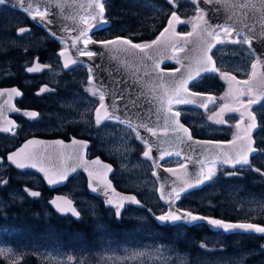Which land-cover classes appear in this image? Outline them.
I'll use <instances>...</instances> for the list:
<instances>
[{
  "label": "water",
  "instance_id": "1",
  "mask_svg": "<svg viewBox=\"0 0 264 264\" xmlns=\"http://www.w3.org/2000/svg\"><path fill=\"white\" fill-rule=\"evenodd\" d=\"M6 2L15 7L29 10L32 23L43 28L50 36L65 40L64 46L58 51L59 60L64 69H69L75 64H84L87 66L89 75L90 72L92 74V80L90 82L88 76V82L100 91V97L103 95L105 98L104 107L101 108L99 97V102L94 109L95 121L97 116L96 109L101 108V116L107 112L108 118L116 119L126 125H131L136 135L139 133L140 136L145 138L147 143L141 140L145 144L143 153L150 149V157L146 158L150 161L152 175L157 182V196L160 202L165 205V211L163 213L170 210H179L178 214L189 211L178 206L179 199L174 200V202L170 204V200L174 198L173 190L179 191L180 188L184 187L185 181L194 183V177L199 172L201 163H209L210 158H218L221 154L236 156L241 142L236 141L235 144L223 143L220 145L194 143V141L208 140L226 142L232 140L233 137L228 140H221L195 136L189 125L181 119V115L177 119H179V122L183 124L184 127L189 129L192 140H188L187 136L182 131L179 133L173 132L171 125L174 124L175 121L169 119L171 114L168 112V108L169 106L172 107L174 99L176 98L175 86L181 80L187 79L190 74L193 75L195 78L189 80L187 85L188 92L201 93L202 95L192 97L195 103L188 104L200 108L201 110H205L208 107V104L212 100H209L208 97L213 98V93L193 90L190 85L197 77L211 73L203 72L196 76V73L199 71L200 61L204 58V53L207 50V44L209 42L213 45L208 52L213 58V63L209 65V67H215L212 50L218 43L215 40L216 26L232 28L233 33L230 37H234L236 33H240L246 38H251L252 44L247 45L249 49L255 53L253 62L256 61L258 57L264 58V0H193V3L199 8L200 13L197 15L196 20L193 21L188 31H180L182 19L177 11H173L176 13V17L180 22L177 23L173 18V12H171L158 34L150 42L144 44L151 45L150 47L141 51L127 44H116L106 48L99 43H92L87 46V50L99 53V55L91 58L79 54L80 50H84L85 48L83 40L89 37L94 41L113 40L116 37H122L130 40L132 44L138 43L124 36H115L107 39L92 38L90 36L91 33L109 25V20L105 17L104 19L107 23L102 25L101 28L91 31L86 30V26L83 22L84 17L89 16L90 18L91 15L98 11L94 8L92 0H6ZM38 7H43L41 12L46 13V18L43 21H41L38 16L35 20L32 19V15L37 13L36 9ZM201 13L204 14L205 20L209 21L210 26L207 30H205L204 24L198 18ZM169 20H173L171 26L169 25ZM194 24L199 25V27L194 29ZM21 28L26 29L24 33L30 30L29 25L20 26L16 29V33L19 35L24 34L19 32ZM165 29H168V31H165ZM207 31H212L213 36H209ZM83 32H87V34L81 35ZM162 32L164 33L163 36H161ZM184 33H192V35H178ZM157 37H160V40L153 45L152 41L157 40ZM73 42H75V47L73 46ZM62 52L64 53L63 55H61ZM69 60L76 61V63L69 64L66 68L65 64ZM171 60L176 61L177 65L174 67L165 66ZM36 64L41 66L39 72L30 73L27 71L28 68ZM50 66L48 62L41 61L36 57L31 64L25 67V71L30 74L41 73L49 69ZM176 69H179V71H174ZM251 73L252 67L246 78L234 81L231 94L232 99L224 103L239 110L224 113L223 117L228 113H236L240 116L237 121H240L242 113L245 115V119L241 121L239 129L237 128V121L235 122V134L243 135V129L246 127L247 123H249L242 103L235 104V100L241 92L239 84L244 85L247 88V92L248 89L251 88V97L248 94L249 98L262 95L260 74L264 73V64L258 65L256 69L257 76L250 85L240 83L242 81H248ZM45 87L46 85L44 83L41 84L36 94H41V89H45ZM13 88L17 89L21 95L16 96L12 94L11 100L9 101V93ZM22 95L23 91L17 85L0 86L1 132L8 133L12 128L18 125L11 114L20 113L28 117L25 115L27 112L38 113L34 108H20L16 105V100ZM184 97H187V93L184 94ZM249 98L243 103H247ZM223 105H221V108ZM172 110L173 112L178 111L173 107ZM117 117H119V119H117ZM108 118L103 119L101 123ZM148 128H152L156 132V135L153 136L149 133L147 130ZM4 129H9V131H4ZM166 129L167 132L165 131ZM256 130L257 129L252 132L253 147L256 151L249 154V161L250 157L257 152L254 137ZM74 140L86 142V146L74 144ZM29 141H33L34 143L29 144ZM60 141H62V143H59ZM89 145V139L73 135L70 136L69 139H64L59 136H30L24 139L18 146L9 150L6 153V159L18 170L34 171L49 189H56L64 185L76 172L83 173L87 192L98 198L105 208L111 209L117 220L122 217L127 205L142 207L144 202L135 192L121 190L116 187L112 178L115 171V165L112 161L99 154L92 156L87 154ZM28 153L35 155L36 160L34 162L36 163V167L32 168L28 166L23 169L17 167V163H27L24 157ZM177 153H179L178 156L183 160L181 163L176 165H165L163 163L167 158L177 155ZM10 157H12V159H9ZM1 160L2 158L0 157V161ZM13 161H16V163ZM181 164L187 165V168L181 169L179 167ZM225 166L233 167L231 165ZM67 167L75 168V171L70 172L63 182L56 184H49L47 182L48 178L55 179L57 173L63 171ZM41 168L45 171H40ZM169 168L174 171L168 172L167 169ZM251 169L264 181L263 168L252 165ZM256 169H259V171H256ZM45 172L48 174L47 177ZM90 172L92 173V177L89 176ZM90 181L92 187H89ZM203 184L188 188L180 193V195L189 190L200 188ZM31 192L33 191H29L30 195ZM129 197H135V201L138 203L127 199ZM65 199L71 200L72 207L81 215V211L77 207L75 200L63 192H54L51 197L48 198V204L55 213L59 215H70L77 219V217L71 213L61 214L58 212L56 205L60 204L64 206ZM109 200L112 201L111 204L108 203ZM53 201H56V204H54ZM121 202H123V208L121 210V216L118 219L115 214V208ZM163 213L152 214V216L156 217ZM193 213L200 216L222 219L225 222L253 223L242 220H228L197 212ZM200 222L205 223L209 227L206 222ZM210 229L213 230L212 228ZM236 232L240 231L238 230Z\"/></svg>",
  "mask_w": 264,
  "mask_h": 264
},
{
  "label": "rangeland",
  "instance_id": "2",
  "mask_svg": "<svg viewBox=\"0 0 264 264\" xmlns=\"http://www.w3.org/2000/svg\"><path fill=\"white\" fill-rule=\"evenodd\" d=\"M130 2L131 4L127 11H131L130 9L137 10L131 11L130 13H138L139 11L144 15V20L148 23L150 22L149 24L152 27L163 19L165 22L172 11H177L185 24V27L180 28L182 32H186L190 29L191 24L200 13L199 8L194 5L193 0H170V2L173 3V7L160 5L153 0H130ZM191 3L193 8H190ZM4 16L5 18H2L4 21L0 24L1 30L8 29L9 27L16 30L19 25H23L21 14H5ZM107 17L110 19L109 16ZM137 17H140V15ZM85 18H89V16H85L84 19ZM131 24L132 23L119 22L111 28L107 27L92 34V37L105 39L115 36H124L131 38L129 36ZM220 35L223 42H219L212 51L218 71L207 74L216 78L220 85L216 89H213L206 80L208 78L207 76V78H203L204 76L196 78L190 85L193 90L213 93V100L205 110H201L190 104L176 105L173 103L172 107L181 113V119L192 127L193 131H191L195 136L199 135V137L228 140L236 133L235 122L240 116L236 113H231L223 117L226 123L217 124L215 112L220 104L226 101L229 102L230 99H232L229 87L233 83L232 77H235L237 80L246 78L255 55L247 44L243 43L246 39L243 35L236 34L234 38H230L227 33L223 32H220ZM48 36L49 35L44 30L42 33H36L31 29L29 32L22 35L17 34V37L7 38L0 36V42L5 41L7 44L19 43L23 45L24 51L29 48L33 51L36 49V44L45 41ZM232 41L240 42L234 43ZM51 61L55 63V68L53 67L45 75H39L34 80L38 85L42 80H45L48 85L45 94L36 101L45 104L56 101L59 109L55 112H47V117H43L41 121L48 124L40 125L38 129L44 132H58L65 130L66 125L71 124L75 126L74 128L79 135L92 137L94 146L92 151H89V155L97 154V151L100 150L105 156L115 162L117 166L115 178L120 186L117 187L125 191H130L126 190L130 188L131 191L133 190L132 192L136 194L139 193V195H141L140 198H143L147 203L148 214L163 213L165 211V205L160 202L157 196V182L152 175L150 161L143 155L144 142L142 143L140 139L137 138L135 131L129 125L119 122L118 120L107 119L99 125L96 123L94 109L99 102L100 91L88 82L89 71L86 65L76 64L69 69V79L73 80L75 88L68 89L66 83L61 84L64 70L61 67L58 55L55 54ZM170 63L172 64L171 67L177 65L174 60H171ZM221 73H229V76L222 77ZM57 85H61V88L65 90L66 94L62 96L54 94L53 90L57 89ZM239 88L240 91H243L245 94L239 95L235 100V104H240L249 98L247 88L242 84H239ZM253 111L257 114L258 121V128L254 134L257 152L251 156L248 164L256 165L264 169V101H261L258 105H254ZM135 141H139L142 144V150L139 149L138 151V146ZM12 145L13 143L11 140H7L5 143V146ZM181 162V158L178 155H174L167 158L163 163L165 165H176ZM247 165L241 167L249 168ZM225 168L233 167H226L224 164H219L217 170ZM6 169L5 165L0 167V188H3L4 183L9 181L5 175ZM14 177L22 182L20 184V189L15 192L19 200L30 198L26 194L28 189H40L43 185L41 178L34 171H29L20 175L16 174ZM255 177V182H264L257 174H255ZM210 182L211 181H208V183ZM242 188L243 187L239 184L226 188V193L230 194L232 197L231 200L229 199V205L237 209L235 220H240L242 218L264 220V193L256 191H246V193H242ZM85 189V178L82 173H79L73 177L61 191L76 201V205L81 212L85 211L93 214L98 206L96 202L97 199L89 193L88 195L85 194ZM211 191L215 192L213 185H209L208 188L193 195L183 193L180 195L178 206L191 212H197L196 207L192 205L188 199L195 198L202 200L205 197L203 195L211 194ZM40 196L41 195L37 197ZM200 196L203 197L199 198ZM2 202L0 197V204H2ZM208 203H210V201ZM197 213L205 214L202 212ZM124 214L135 216L140 222V227L129 231L128 236L122 241H116L115 238L104 234L101 244L93 250H57L42 244H34L24 247L25 250L22 249V251L19 250V252L9 244L0 243V252L5 254L10 261H14L20 258L26 249L33 250L49 264H103L105 262L113 264L120 262L127 264H166L172 260L174 256L178 259L177 262L179 264H187L191 261L187 255H178L173 248L153 238L150 239L149 233L147 234L148 229L145 223L147 214L143 215L132 210L127 213L124 212ZM141 217H143V219H140ZM212 237L210 236L209 239L216 242L218 237H216V239ZM205 246L208 248L207 244H205ZM262 250H264V240L261 241V245L253 252L259 253ZM248 253L250 252L245 253L244 251L239 253L238 258H236L237 261H240L241 264H245L244 257ZM227 262L228 259L213 257L209 255L208 252L192 260V264H226ZM253 264H264V256Z\"/></svg>",
  "mask_w": 264,
  "mask_h": 264
},
{
  "label": "trees",
  "instance_id": "3",
  "mask_svg": "<svg viewBox=\"0 0 264 264\" xmlns=\"http://www.w3.org/2000/svg\"><path fill=\"white\" fill-rule=\"evenodd\" d=\"M153 1L164 6L173 5L169 0ZM130 4V0H107L106 14L110 18L109 27L111 28L119 22L132 23L129 29V36L131 39L140 44L148 43L163 27L165 24L164 19L152 27L149 24L150 22L148 23L144 20V15L139 11V14L130 13L131 11H137L135 9L127 11ZM190 8H193L192 3ZM138 15H140V17H137ZM21 17L24 23L32 26L33 31L36 33L43 32L42 28L31 24L25 14L22 13ZM181 27H185V24L182 23ZM0 36L7 38L17 37V34L12 27L5 30H1L0 28ZM58 48L59 43L57 40L50 38H46L43 42H38L36 44V49L33 51L29 48L27 51L25 50L26 52L22 44H7V42L1 41L0 84L7 85L17 83L21 85L20 81L24 75V67L31 61L33 55L36 54L41 60H45L46 57L53 56ZM166 66H172V64L167 63ZM206 76L203 78H207L206 80L210 83L212 88H217L219 86V82L216 78L209 75ZM65 81L67 87L73 85L69 82L68 78H66ZM27 91H30L29 87ZM36 98L38 97L35 96V99ZM34 101L35 100H33V103ZM34 104L33 106L35 107L40 106V103ZM135 142L138 146V151L139 149L142 150V144L139 141ZM97 152L104 158H109L104 156L103 152L100 150ZM110 160L115 165L114 177L112 176V178L117 187L119 186L115 178L117 166L112 159ZM229 173H235V175H229ZM255 178V173L250 168L233 167L217 170L216 176L213 177L210 183L207 182L198 189L189 190L186 194L193 195L199 193L203 189L208 188L209 185H213L215 192L211 191V194L203 195L205 197L202 200L195 198L187 199L196 207L197 212L235 220L237 209L229 205V199L231 200L232 197L230 194L226 193V188L239 184L243 187L241 191L264 193V182H255ZM15 182L16 181L11 179L7 181L5 186L1 189L2 195L6 198L0 207V242L11 245L15 250L22 251L24 247L34 244H42L57 250L77 248L93 250L101 244L104 234L115 238L116 241H122L128 236L129 231L140 227V222L135 216H128L123 213L122 217L117 220L113 212L105 208L98 198H96L98 206L93 214L91 212L87 213L82 211L80 217L77 219L70 215H59L52 210L47 202L50 190L45 186V193L41 194L40 197H30L26 200L8 198L6 196L8 193V185H12L11 187L16 190L20 187V183ZM126 190L131 191L130 188ZM84 192L88 195L86 189ZM137 194L138 197H141L139 193ZM140 199L144 201L142 207L128 205L124 212L127 213L132 210L143 215L147 214L145 223L148 229L147 234L149 233L150 239L153 238L173 248L178 255H187L191 260L187 264H192L194 258L205 252H208L209 255L213 257L228 259L226 264H241L236 258H238L239 253L244 251L245 253L250 252L244 257L245 264H253L258 261L253 259L255 256L251 254L253 251H251L250 248L253 247L254 244H259L262 241L261 239H254L252 235L248 234H245V237L242 239V235H239L240 232L224 233L222 231H214L203 222H199L195 226H186L183 223L162 226L154 219L152 214H148L147 203L143 198ZM209 201L210 203H208ZM210 236H213V239L218 237V239L216 242H213L211 241L212 239H209ZM205 244H207L208 248H206ZM177 260L178 259L174 256V258L166 264H179ZM0 264L49 263L39 257L35 251L26 249L21 257L14 261H10L8 257L0 252ZM103 264L113 263L105 262ZM116 264L127 263L120 262Z\"/></svg>",
  "mask_w": 264,
  "mask_h": 264
},
{
  "label": "snow or ice",
  "instance_id": "4",
  "mask_svg": "<svg viewBox=\"0 0 264 264\" xmlns=\"http://www.w3.org/2000/svg\"><path fill=\"white\" fill-rule=\"evenodd\" d=\"M5 2H6V0H0V4H4ZM106 3H107V0H92V4H93L94 8L97 9L98 11H96L93 15H91L90 18L84 19L83 22L86 26L87 31H91L93 29H99L102 27V25L107 23V21L104 19V15H105V11H106ZM30 15H31V13H30ZM172 15H173V18L177 21V23H179L180 21L176 17V13L173 12ZM37 16L40 18L41 21H43L46 18V13L45 12H37L35 15H32V19L35 20ZM198 18L204 24L205 30H207L210 25H209V21L205 20L204 14L201 13ZM172 24H173V20H169V25L171 26ZM197 27H199V25H197V24L193 25L194 29H196ZM216 28H217V30H216V34H215V40L217 42H223L221 39L220 32L227 33L229 36L232 35V33H233L232 28L220 27V26H216ZM25 31H26L25 28H21L19 30L20 33H24ZM165 31H168V29H165ZM86 34H87V32L81 33V35H86ZM207 34L209 36H213L212 31H207ZM163 35H164V33L162 32L161 36H163ZM178 35L191 36L192 33H184V34H178ZM159 40H160V37H157V40L152 41V44L153 45L156 44ZM232 42L236 43V42H240V41H232ZM92 43H99V44L105 46L106 48L111 46V45H116V44H127V45H130L132 48L140 49L141 51H143L145 48L151 46V45L132 44V42L130 40L124 39L122 37H116L113 40H102V41H94L89 37L88 39L83 40V44H84L85 48H84V50H80L79 54L81 56L89 57V58L94 57L96 55H99V53L87 50V46L89 44H92ZM243 43L251 45L252 39L246 38L243 41ZM73 46L75 47V42H73ZM212 47H213L212 43L209 42L207 44V50L204 53V58H202L200 61L199 71L196 73V76L200 75V73H203V72H216V71H218L214 66L209 67V65H212V63H213L212 56L208 54V52L211 50ZM63 54L64 53L62 52L61 55H63ZM72 63H76V61H72V60L67 61L65 64V67L67 68L69 66V64H72ZM261 64H264V58L258 57V59L256 61H254L251 65L252 73H251L249 80L248 81H242L240 83H243L245 85H250L252 83L253 79H255L257 76L256 69H257L258 65H261ZM40 70H41V66L39 64H36L33 67H30L27 69V71L30 73L31 72H39ZM174 71H179V69H176ZM221 76L227 77V76H229V73H221ZM194 78L195 77L190 74L187 77V79L181 80L175 86L174 90L176 93V98L174 99V103L176 105L195 103V101L192 99V97L202 95L201 93H194V92L189 93L188 92V87H187L188 82H189V80H192ZM232 79L234 80L235 77H232ZM91 80H92V74L90 72L89 81L91 82ZM260 86H261L262 95L257 96L255 98H249L247 103L241 102L242 106L245 110V113L247 115V119L249 121V123H247L246 127L243 129V133H244L243 135L235 134L233 136L232 140L226 141V142L225 141H212V140L194 141V143L217 144V145H220L223 143L235 144L236 141H240L241 144H240V146L236 152V156H232L231 154H221L218 158H215V159L210 158L209 163H207V164L201 163L199 172L194 177V183H188L187 181H185L184 187L180 188L179 191H176L174 189L173 190L174 198H173V200H170V204L172 202H174V200H178L180 198V193L184 192L186 189L199 186V185L205 183L206 181H211L213 179V177L216 176L217 167L219 164L231 165V166L235 167L236 165L244 166V165H247L249 163V154L256 151V149L253 147L252 132L258 128L257 114L252 111V107H253V105L260 104L261 101H264V73L260 74ZM44 91H47V89H41V92H44ZM251 91H252L251 88H249L248 94L250 95V97H251ZM185 93H187V97H184ZM12 94H14L16 96L21 95V93L19 91H17V89L13 88L10 90V93H9V101L11 100ZM244 94L245 93L243 91H241L239 93V95H244ZM104 99H105L104 96L101 95V97H100L101 108L104 107ZM208 99L211 100L213 98L208 97ZM101 108L96 109V112H97L96 123L98 125L101 123V121L103 119L108 118L107 112H105L103 116L100 115ZM238 110L239 109H236L229 104H224L220 110V113L218 114L220 116V118L216 120V123L217 124L226 123V121L223 119V114L227 113V112L238 111ZM168 112L171 114L169 119H172L175 121V123L171 125L172 131L176 132V133H179L182 131L187 136V139L191 141L192 136L189 133V129L184 127V125L179 122V119H177L181 115V113L178 111L173 112L171 106H169ZM25 115L30 117V118H35L38 116V113L27 112V113H25ZM117 119H119V117H117ZM244 119H245V115L242 113L241 120L237 121V128L238 129L240 127L241 121H243ZM129 126L131 127V125H129ZM147 130L153 136L156 135V132L152 128H148ZM4 131H9V129H4ZM165 131L167 132V129ZM137 138L140 140H144L145 143H147L145 138L140 136L139 133H137ZM28 143L32 144L34 142L29 141ZM59 143H62V141H60ZM73 143L79 144L81 146H86V142H83V141H75L74 140ZM13 155H15V154H13ZM143 155H144V157H150V149L148 151H145L143 153ZM177 155H179V153H177ZM9 159H12V157H10ZM24 160L27 163H24V162L17 163V167H19L21 169L28 167V166H30L32 168L36 167V163L34 162L36 160V157L34 154H32V153L26 154L24 157ZM13 162L16 163V161H13ZM93 163H97V162H93ZM106 167H108V166H106ZM179 167L181 169H186L187 165L181 164ZM109 170H110V168H109ZM40 171L44 172L45 170L43 168H41ZM72 171H75V168L67 167L63 171H60L59 173H57L55 179L48 178L47 182L49 184H56L59 182H63L67 178L68 174ZM167 171L173 172L174 170L169 168V169H167ZM256 171H259V169H256ZM45 175L47 177L48 174L45 172ZM229 175H235V173H229ZM89 176L92 177L91 172L89 173ZM89 187H92L91 181L89 183ZM93 190H95V189H93ZM31 195L37 196V195H39V193L33 191V192H31ZM127 199L132 200L134 202H137V201H135V197H129ZM53 203L56 204V201H53ZM108 203L111 204L112 201L109 200ZM56 206H57V210L59 213H61V214L71 213L74 216H76L77 218H79L80 214H79V212H77V210L74 207H72V201L71 200L65 199L64 200V206H61L60 204H57ZM122 208H123V202H121L115 208V214H116V217L118 219L121 216ZM178 213H179V210H170V211L165 212V213H163L159 216H156L154 218L158 222H160V224L162 226L175 225L176 222H183L186 226H195L198 222L204 221L213 230H216V231L222 230L225 233H234V232L239 230L242 234H252V233L264 234V226H261V225L256 224V223L225 222L222 219H216V218H210V217L196 215L191 211H184L182 214H178ZM140 219H143V217H141Z\"/></svg>",
  "mask_w": 264,
  "mask_h": 264
},
{
  "label": "flooded vegetation",
  "instance_id": "5",
  "mask_svg": "<svg viewBox=\"0 0 264 264\" xmlns=\"http://www.w3.org/2000/svg\"><path fill=\"white\" fill-rule=\"evenodd\" d=\"M170 1V0H169ZM173 4V3H172ZM172 7H173V5H172ZM43 10V7H38L37 9H36V12H41ZM173 12V11H172ZM17 14V15H19V14H25V16L28 18V20H29V22L31 23V24H33L32 22H31V20H30V16H29V10H27V9H24V8H19V7H15V6H13V5H10V4H8L7 2H5L4 4H0V24H2L3 23V21L4 20H2V18H5V14ZM4 14V15H3ZM107 14H106V11H105V15H104V18L106 17V18H108L107 16H106ZM109 20V25H110V19H108ZM166 22V21H165ZM22 23H23V25H29L30 26V30L32 29V26L30 25V24H27V23H24L23 21H22ZM182 23H183V20H182ZM181 23V24H182ZM23 25H21V26H23ZM33 25H35V24H33ZM109 25L107 26V27H109ZM20 26V25H19ZM18 26V27H19ZM37 26V25H36ZM38 27H40V26H38ZM107 27H105V28H107ZM41 28V27H40ZM105 28H102V29H105ZM180 28H181V25H180ZM102 29H100V30H102ZM29 30V31H30ZM42 30H44L43 28H42ZM100 30H97V31H95V32H93V33H91L90 34V36L92 37V34H95L96 32H98V31H100ZM28 31V32H29ZM45 31V30H44ZM15 32H16V30H15ZM46 32V31H45ZM17 34V33H16ZM48 34V33H47ZM236 34H238V33H236ZM235 34V35H236ZM49 35V34H48ZM242 35V34H241ZM48 38H50V39H55V40H57V42L59 43V48L56 50V52H55V54L56 55H58V51L64 46V44H65V40H62V39H57V38H54V37H52V36H48ZM92 38H94V37H92ZM230 38H234V37H230ZM94 39H100V38H94ZM105 39H107V38H105ZM131 39V38H130ZM132 40V39H131ZM132 41H134V40H132ZM134 42H136V41H134ZM137 43V42H136ZM219 43V42H218ZM217 43V44H218ZM138 44H140V43H138ZM145 44H147V43H145ZM217 44H216V46H217ZM141 45H144V44H141ZM215 46V47H216ZM214 47V48H215ZM31 49V48H30ZM214 50V49H213ZM27 51V50H26ZM25 51V52H26ZM54 54V55H55ZM54 55L52 56H48V57H46V59L45 60H41L36 54L35 55H33V57H32V59H31V61L27 64V65H29V64H31V62L34 60V58H38L39 60H41V61H46V62H48L51 66H50V68L49 69H47V70H45V71H43V72H41V73H33V74H30V73H28V72H26L25 71V67L27 66H25L24 67V70H23V73H24V75H23V77L21 78V81H20V83H21V85L20 84H17V83H13V84H7V85H1L0 84V86H8V85H17L22 91H23V95L19 98V99H17L16 100V105L18 106V107H20V108H28V109H30V108H34V109H36L37 111H38V116L37 117H35V118H30V117H25V116H23V115H21L20 113H16V114H11V116L16 120V122L18 123V125L16 126V127H14V128H12V130L10 131V132H8V133H4V132H1L0 131V157L2 158V160L0 161V167L2 166V165H5L6 166V173H5V175H6V177L9 179V180H14V181H16L15 183H17V182H19L20 184L22 183L21 182V180H19V179H17V178H15L14 177V175H16V174H18V175H20V174H22V173H26V172H29V171H32V170H24V171H21V170H18V169H16V168H14L8 161H7V159H6V153L9 151V150H11V149H13V148H15L16 146H18L24 139H26V138H28V137H30V136H43V137H55V136H59V137H62V138H64V139H69L70 138V136H78V137H83V138H86V139H89V141H90V145H89V147H88V149H87V154L89 155V151H92V149H93V146H94V140L92 139V137H90V136H87V135H79V133H77V131L75 130V126H72L71 124H69V125H66V128H65V130H63V131H58V132H44V131H40L41 129H38V126H40V125H45V124H48V123H44V122H42L41 121V119L43 118V117H47L46 115H47V112H55V111H57V109H59V106L57 105V102L56 101H52L50 104H45V103H41V102H37L36 101V99H38L39 97H41L42 95H44L45 94V92L46 91H44V92H42L41 94H36V91L39 89V87H40V85L41 84H45L46 85V87H45V89H47V82H45V80H42V82L38 85V83L36 84V82H34V80L39 76V75H45L49 70H51L53 67H54V65H55V63L54 62H52L51 61V59L54 57ZM59 57V56H58ZM62 67V66H61ZM73 67V66H72ZM71 67V68H72ZM55 68V67H54ZM71 68H69V69H71ZM69 69H64L63 68V75H62V81H61V84L62 83H66V81H65V79L66 78H68V80H69V82H71L73 85L72 86H68V89H73V88H75L74 86H75V83H73V80H71V79H69ZM208 74V73H207ZM207 74H204V75H201V76H199V77H203V76H206ZM198 77V78H199ZM235 80H237V79H234L233 80V83H232V85H230L229 87H230V91H231V94H232V87H233V84H234V81ZM219 82V81H218ZM59 84V83H58ZM219 85H220V83H219ZM26 86H27V88L29 87V89H30V91H27V88H26ZM66 86H67V83H66ZM57 87V89L56 90H53V93L54 94H57V95H59V96H62V95H64V94H66L65 93V90L63 89V88H61V85H57L56 86ZM32 89V90H31ZM213 89H216V88H213ZM35 96L36 97H38V98H36L35 99ZM213 98H214V95H213ZM33 100H35L34 101V103H40V106L39 107H35V106H33V105H35L34 103H33ZM213 100V99H212ZM211 100V101H212ZM210 101V102H211ZM227 102V101H226ZM226 102H224V103H226ZM32 103H33V105H32ZM224 103H222V104H220L219 105V107L217 108V110H216V116H217V119H219L220 118V116L218 115L219 113H220V108H221V105H223ZM210 104V103H209ZM209 104H208V106H209ZM53 106V107H52ZM231 114V113H230ZM225 117V116H224ZM49 119V118H48ZM108 119H112V118H108ZM107 120V119H106ZM105 120V121H106ZM116 120V119H115ZM104 121V122H105ZM103 123V122H102ZM186 123V122H185ZM187 124V123H186ZM187 125H189V124H187ZM189 127H190V129L192 130V127L189 125ZM193 131V130H192ZM194 135V134H193ZM199 137V136H198ZM206 138V137H205ZM7 140H11L12 141V143H13V145L12 146H5V143H6V141ZM222 140V139H221ZM97 154H99V155H101L100 153H97ZM95 155V154H94ZM104 155V154H103ZM89 156H92V155H89ZM102 156V155H101ZM105 156V155H104ZM103 157V156H102ZM106 159H110V158H106ZM9 165V166H8ZM79 173H81V172H76L73 176H71L69 179H68V181L64 184V185H62V186H60L59 188H56V189H49L47 186H45V184L43 183V181H42V183H43V185L41 186V188L40 189H36V190H34V189H28L27 191H26V194H27V196L28 197H37V196H39V195H41V194H44L45 193V190H44V186L48 189V190H50L49 191V196H48V198L49 197H51V195L54 193V192H58V191H60V192H62L61 191V189L62 188H64V186H66L69 182H70V180L73 178V177H75L77 174H79ZM83 174V173H82ZM83 176H84V174H83ZM85 178V177H84ZM42 180V179H41ZM4 181V180H3ZM4 186H5V183H4ZM12 185H8V188H7V191H8V193H7V197L8 198H12V199H16V200H19L18 199V197H16V195H15V192H16V189L15 188H12L11 187ZM86 187V186H85ZM2 188H0V197H1V199H2V201L4 202V200H5V198L6 197H4L3 195H2V193H1V190ZM18 189H20V187L18 188ZM29 191H34V192H37V193H39V195H37V196H32V195H30V193H29ZM248 192V191H247ZM64 193V192H63ZM242 193H246V191H242ZM48 198H47V202H48ZM2 202V203H3ZM75 203H76V201H75ZM0 206H1V204H0ZM240 220H242V221H250V222H253V223H256V224H259V225H261V226H264V220H262V219H254V218H242V219H240ZM239 235L241 236L242 235V239L245 237V234H242L241 232L239 233ZM247 235V234H246ZM248 235H252L253 236V238L254 239H261V240H264V234H260V233H252V234H248ZM254 244V243H253ZM261 245V242L259 243V244H254V246L253 247H251L250 248V250L251 251H254V250H256V248L257 247H259ZM251 254H254V260H259L261 257H263L264 256V250H262V251H260L259 253H254V252H252Z\"/></svg>",
  "mask_w": 264,
  "mask_h": 264
}]
</instances>
